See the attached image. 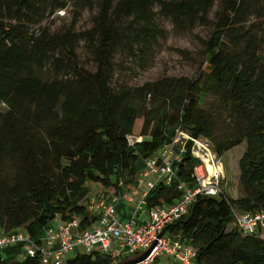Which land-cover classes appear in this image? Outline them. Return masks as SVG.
<instances>
[{"label":"trees","instance_id":"trees-1","mask_svg":"<svg viewBox=\"0 0 264 264\" xmlns=\"http://www.w3.org/2000/svg\"><path fill=\"white\" fill-rule=\"evenodd\" d=\"M69 6L78 15L88 10L91 25L77 29L76 15L55 27L52 17ZM160 18L184 32L211 25L206 64L194 76L115 83L117 54L148 66L165 36ZM180 131L208 140L220 158L246 141L240 195L227 194L222 179L221 195L198 194L166 233L193 247L198 264H264L262 231L242 233L233 212H264V0H0V225L7 231L40 238L56 221L76 218L85 229L98 219L90 199L136 188L144 160ZM193 139L171 183L145 196L140 219L181 201L180 183L197 186ZM116 207L122 219L134 209ZM24 249L0 250V264H44L41 253L23 257ZM121 260L93 251L66 255L63 264Z\"/></svg>","mask_w":264,"mask_h":264},{"label":"built area","instance_id":"built-area-1","mask_svg":"<svg viewBox=\"0 0 264 264\" xmlns=\"http://www.w3.org/2000/svg\"><path fill=\"white\" fill-rule=\"evenodd\" d=\"M188 139L193 138L180 131L171 143L161 148L154 156L145 159L139 173V183L132 191L108 199L98 200L92 197L88 203V209L92 215H98V219L85 229L79 227L78 218L70 221L58 220L47 227L40 238H35L22 230L7 231L0 225V250L21 244L26 248L23 257L34 256L39 252L44 264H63L66 255H77L80 252L99 251L111 254L115 258L121 255V257L124 256V261L126 257L132 259L142 255L150 248L160 232L162 233L170 223L187 213L189 205L198 194L219 196L223 192V172L216 156L211 153H206V158L197 155L201 159V163L194 170L197 186L190 188L180 183L179 188L184 189L181 201L173 205L156 206L148 212L146 218H139L146 204L147 193L157 183L164 181L169 184L175 177L174 164L184 152ZM137 140H141V137ZM207 159L213 165L212 171L207 168ZM120 201L135 203L130 217L126 219H122L117 210L116 204ZM233 212L242 233L254 234L259 230L263 231L264 212L241 213L238 210ZM39 239L42 243L38 242ZM196 255L197 252L193 247L165 232L160 236L151 253L144 260L133 264H155L156 260L163 258L182 264H198Z\"/></svg>","mask_w":264,"mask_h":264},{"label":"rangeland","instance_id":"rangeland-1","mask_svg":"<svg viewBox=\"0 0 264 264\" xmlns=\"http://www.w3.org/2000/svg\"><path fill=\"white\" fill-rule=\"evenodd\" d=\"M100 1L94 0V5L99 6ZM52 18L55 21V27H68L76 18L75 26L77 29L89 27L92 21L91 13L88 10L78 15L77 11H74L71 6L58 10ZM159 21L165 30V36L159 40L154 56L148 66L142 68L138 59L128 57L125 53L117 54L115 59V83L126 82L131 85H141L146 81L155 80L164 75L194 76L198 73L200 67L206 64L207 53L203 41L211 34V25H199L194 30L184 32L175 28L170 19L160 18ZM80 54L81 57L86 56L84 48H81ZM90 67L93 66L90 65ZM140 126L141 121L137 124V128H140ZM245 149L246 141L233 147L220 158L215 153L212 144L205 138L197 139L193 145L196 156L206 157V153L216 156L218 164L222 168L225 192L232 197L240 195L238 185L239 159ZM261 235L264 237V229ZM123 258L124 256L121 257L120 255L117 261Z\"/></svg>","mask_w":264,"mask_h":264},{"label":"water","instance_id":"water-1","mask_svg":"<svg viewBox=\"0 0 264 264\" xmlns=\"http://www.w3.org/2000/svg\"><path fill=\"white\" fill-rule=\"evenodd\" d=\"M168 228H169V225L164 229V231L162 233L160 232V234L155 238V240H154L153 244L150 246V248L147 249L142 255L135 257V258H132V259H129V260H126V261L118 262L116 264H133V263L144 260L151 253L153 247L157 243L160 236L163 235V233H165ZM15 262H16V260H11L8 264H15Z\"/></svg>","mask_w":264,"mask_h":264},{"label":"crops","instance_id":"crops-1","mask_svg":"<svg viewBox=\"0 0 264 264\" xmlns=\"http://www.w3.org/2000/svg\"><path fill=\"white\" fill-rule=\"evenodd\" d=\"M120 202H124L125 203V206L128 209V212H131L132 209H133V206L135 205L134 201H132V202H130V201H120ZM160 262L161 263H165V262H167V260L165 258H163V259L160 260Z\"/></svg>","mask_w":264,"mask_h":264},{"label":"bare ground","instance_id":"bare-ground-1","mask_svg":"<svg viewBox=\"0 0 264 264\" xmlns=\"http://www.w3.org/2000/svg\"><path fill=\"white\" fill-rule=\"evenodd\" d=\"M204 158H206V157H204ZM206 163H207V168H208L210 171H212V169H213V165L209 162L208 159L206 160Z\"/></svg>","mask_w":264,"mask_h":264}]
</instances>
